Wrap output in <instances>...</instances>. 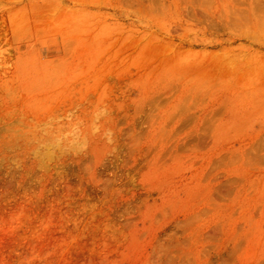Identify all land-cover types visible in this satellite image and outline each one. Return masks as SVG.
Returning a JSON list of instances; mask_svg holds the SVG:
<instances>
[{
	"label": "rangeland",
	"instance_id": "obj_1",
	"mask_svg": "<svg viewBox=\"0 0 264 264\" xmlns=\"http://www.w3.org/2000/svg\"><path fill=\"white\" fill-rule=\"evenodd\" d=\"M29 1L0 0V264H264V0Z\"/></svg>",
	"mask_w": 264,
	"mask_h": 264
},
{
	"label": "bare ground",
	"instance_id": "obj_2",
	"mask_svg": "<svg viewBox=\"0 0 264 264\" xmlns=\"http://www.w3.org/2000/svg\"><path fill=\"white\" fill-rule=\"evenodd\" d=\"M7 1H8V0H7ZM11 1H13V0H11ZM28 1H29V0H28ZM33 1H34V0H33ZM33 1H29V2H33ZM35 1H36V0H35ZM35 1H34V2H35ZM50 1H51V0H50ZM62 1H63V0H61V2H62ZM69 1H76V0H69ZM80 1H81V0H80ZM15 2H16V1H15ZM52 2H53V0H52ZM55 2H56V1H55ZM55 2H54V3H55ZM81 2H82V1H81ZM87 2H88V1H87ZM87 2H86V3H87ZM25 3H26V2H25ZM25 3H24V4H25ZM35 3H36V2H35ZM83 3H84V1H83ZM5 4H6V3H5ZM27 4H28V2H27ZM29 4H30V3H29ZM29 4H28V7H29ZM44 4H45V3H43V5H44ZM46 4H47V3H46ZM46 4H45V5H46ZM52 4H53V3H52ZM52 4H51V5H52ZM56 4H57V3H56ZM73 4H74V3H73ZM2 5H3V4H2ZM22 5H23V4H22ZM22 5H21V7H22ZM32 5H33V3H32ZM34 5H36V4H34ZM45 5H44V7H45ZM61 5H62V4H61ZM65 5H66V3H65ZM75 5H76V4H75ZM77 5H78V4H77ZM80 5H81V4H80ZM0 6H1V5H0ZM11 6H12V5H11ZM11 6L9 5V7H11ZM47 6H49V5H47ZM53 6H54V5H53ZM57 6H58V5H57ZM68 6H69V5H68ZM4 7H5V6H4ZM6 7L8 8V5H6ZM24 7L26 8V6H24ZM32 7H34V6H32ZM32 7H31V8H32ZM36 7H39V4L36 5ZM40 7L42 8V5H41ZM55 7H56V6H55ZM72 7H73V6H72ZM74 7H75V6H74ZM74 7H73V9H74ZM2 8H3V7H2ZM66 8H71V7H66ZM8 9H9V8H8ZM29 9H30V7H29ZM32 9H33V8H32ZM34 9L38 10V8H34ZM50 9H51V8H50ZM54 9L56 10V8H54ZM54 9H51L50 12L52 13V12H53L52 10H54ZM60 9H61V8H60ZM81 9H82V8H81ZM13 10L15 11V8H14ZM20 10H21V8H20ZM20 10H19L18 7H17V11L20 12ZM23 10H24V11H23ZM23 10H22L23 12L21 11V13H24V12H25L24 14H26V11H25L26 9H23ZM39 10H40V9H39ZM43 10H45V8H43ZM47 10H49V8L46 9V12H47ZM74 10L76 11L77 8H75ZM85 10H87V9H85ZM85 10H84V11H85ZM7 11H9L8 13L11 12L10 9L7 10ZM32 11H33V10H32ZM62 11H63V9H62ZM67 11H68V10H67ZM69 11H70V9H69ZM75 11H74V12H75ZM1 12H2V11H1ZM1 12H0V13H1ZM3 12H4V11H3ZM5 12H6V11H5ZM15 12H16V11H15ZM15 12H14V13H15ZM41 12H42V10H41ZM46 12H45V13H46ZM77 12H78V10H77ZM80 12H81V11H80ZM12 13H13V12H12ZM21 13H19V14H21ZM27 13H28V11H27ZM48 13H49V12H48ZM60 13H61V11H60ZM60 13H59V14H60ZM64 13H65V12H64ZM68 13H70V12H67L66 15H69ZM71 13H72V12H71ZM78 13H79V12H78ZM81 13H82V12H81ZM4 14H5V13H4ZM17 14H18V13L16 12L15 17L17 16ZM30 14H32L31 11H30ZM37 14H38V13H37ZM37 14H36V15H37ZM42 14H43V13H42ZM62 14H63V13H62ZM74 14H75V13H74ZM8 15H9V14H7V15H5V16L8 17ZM27 15H28V14H27ZM27 15H25V17H26ZM44 15H45V14H44ZM49 15H50V14H49ZM70 15H71V14H70ZM79 15H80V13H79ZM11 16H12V15H11ZM18 16H19V15H18ZM34 16H35V15H34ZM41 16H42V15H41ZM51 16H52V15H51ZM53 16H55V13L53 14ZM58 16H59V15H58ZM63 16H64V15H63ZM84 16H86V13H85ZM20 17H21V16H20ZM31 17H33V16H31ZM39 17H40V13H39L38 18H39ZM44 17H45V16H42V18L40 17V19H45ZM56 17H57V16H56ZM65 17H66V16H65ZM73 17H74V16H73ZM73 17H72V15H71V18H73ZM86 17H88V13H87V16H86ZM11 18H12V17H10V19H11ZM26 18H27V17H26ZM26 18H25V20H26ZM28 18H29V17H28ZM60 18H61V17H60ZM60 18H59V19L57 18V20H61V19H62V18H61V19H60ZM67 18L69 19L70 17H67ZM67 18H66V19H67ZM82 18H83V16H82ZM6 19H7V18H6ZM8 19H9V18H8ZM15 19H16V18H15ZM34 19H36V18L34 17ZM46 19H48V16L46 17ZM53 19H54V20H53V21H54L53 24H55V23H56V20H55V18H53ZM78 19H79V18H78ZM13 20H14V19H13ZM25 20H24V22H25ZM32 20H33V19H32ZM49 20H50V17H49L48 21H49ZM62 20H63V19H62ZM62 20H61V21H62ZM85 20H86V19H85ZM7 21H8V20H7ZM9 21H10V20H9ZM27 21H28V20H27ZM27 21H26V22H27ZM34 21H35V20H34ZM40 21H41V20H40ZM40 21H39V22H40ZM42 21H43V20H42ZM44 21H45V20H44ZM64 21L66 22L67 20H64ZM64 21L59 22V24H62V23L64 24ZM82 21H83V20H82ZM20 22H21V19H20ZM20 22H19V23H20ZM36 22H38V21H36ZM57 22H58V21H57ZM67 22H68V21H67ZM34 23H35V22H34ZM46 23H47V21H46L44 24H46ZM8 24H9V22H8ZM11 24H13V21H12ZM16 24H17L16 27H18V23H17V22H16ZM16 24H15V25H16ZM23 24H24V23H23ZM27 24H28V23H27ZM44 24H43V26H44ZM48 24H52L51 21H49ZM48 24H47V25H48ZM57 24H58V23H57ZM59 24H58V25H59ZM71 24H73V22H72ZM76 24H77V23H76ZM79 24H81V22H80ZM87 24H88V23H87ZM69 25H70V24H68V27H69ZM83 25H85V24H83ZM29 26H30V25H29ZM41 26H42V25H41ZM43 26H42V27H43ZM48 26H49V25H48ZM50 26H51V25H50ZM64 26H66V27H63V25H62V27H63L64 29H65V28H68L67 25L64 24ZM70 26H71V25H70ZM87 26H88V25H87ZM14 27H15V26H14ZM44 27H45V26H44ZM46 27H47V26H46ZM51 27H52V26H51ZM72 27H74V24L72 25ZM20 28H21V26H20ZM47 28H49V27H47ZM53 28H54V27H53ZM58 28H59V26H57V29H58ZM63 28H59V29H63ZM9 29H10V28H9ZM12 29H13V27H12ZM44 29H46V28H44ZM50 29H51V28H50ZM55 29H56V28H55ZM59 29H58V30H59ZM64 29H63V30H64ZM76 29H78V30H75V28H73L72 31H74V32L77 31V32H78V31H79V28H76ZM86 29H87V28H86ZM86 29H84L83 31H84V32H87L88 29H87V30H86ZM13 30H14V29H13ZM25 30H26V29H25ZM63 30H61V31H63ZM81 30H82V28H81ZM39 31H40V30H39ZM46 31H47V30H46ZM56 31H57V30H56ZM56 31H55V32H56ZM65 31L67 32V29L64 30L63 33H65ZM72 31L70 32L71 34L73 33ZM83 31H82V32H83ZM53 32H54V31H53ZM55 32H54V33H55ZM57 32H58V31H57ZM57 32H56V33H57ZM82 32H81L80 34H82ZM21 33H22V31H21ZM49 33H50V32H49ZM54 33H52V34H54ZM58 33H59V32H58ZM38 34H39V33H38ZM41 34H42V33H41ZM47 34H48V33H47ZM60 34H62V33H60ZM67 34H68V32H67L66 34H64L65 37H66ZM78 34H79V33H78ZM64 35H63V37H64ZM84 35H85V34H84ZM37 36H38V35H37ZM67 36H68V35H67ZM59 37H62V36H59ZM63 37H62V38H63ZM67 38H68V37H67ZM74 38H75V37H74ZM82 39H83V38H82ZM63 40H64V39H63ZM63 40H62V41H63ZM67 40H69V42H70L71 40H73V42L75 41L74 39H71V40H70V37H69ZM67 40H66V41H67ZM84 40H85V39H84ZM66 41H65V42H66ZM66 43H68V41H67ZM74 43H75V42H74ZM74 43H73V44H74ZM87 44H88V43H87ZM66 45H68V44H66ZM84 45H85V44H84ZM65 47H66V49L68 50L69 46H68V47H67V46H64V48H65ZM71 47H72V46H71ZM68 52H70V50H68ZM68 52L66 51L65 53L68 54ZM65 55H66V54H65ZM56 58H57V57H56ZM57 61H58V60H57ZM57 61H56V62H57ZM50 63H51V62H50ZM54 65H55V64H54ZM57 67H58V65H57ZM58 68H59V67H58Z\"/></svg>",
	"mask_w": 264,
	"mask_h": 264
},
{
	"label": "clouds",
	"instance_id": "obj_3",
	"mask_svg": "<svg viewBox=\"0 0 264 264\" xmlns=\"http://www.w3.org/2000/svg\"><path fill=\"white\" fill-rule=\"evenodd\" d=\"M106 135H110V132L109 133H106Z\"/></svg>",
	"mask_w": 264,
	"mask_h": 264
}]
</instances>
